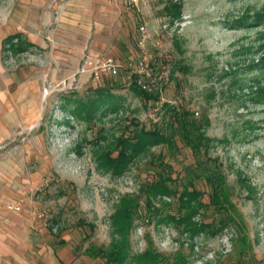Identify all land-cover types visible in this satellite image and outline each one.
<instances>
[{"label": "rangeland", "instance_id": "374dc122", "mask_svg": "<svg viewBox=\"0 0 264 264\" xmlns=\"http://www.w3.org/2000/svg\"><path fill=\"white\" fill-rule=\"evenodd\" d=\"M141 1L0 0V209L28 212L69 245L72 264H104L87 249L119 239L124 200L126 264L150 247L160 264H264V0ZM165 19L178 28L161 31ZM141 25L152 29L153 76L165 77L156 105L130 88ZM87 59H113L118 72L96 80ZM163 103L194 114L226 178L222 209L196 183L193 221L206 232L194 237L181 225L188 179L165 146L133 155L119 175L101 166L118 140L152 127ZM179 160L194 162L188 149ZM159 181L171 191L151 192Z\"/></svg>", "mask_w": 264, "mask_h": 264}, {"label": "trees", "instance_id": "16d2710c", "mask_svg": "<svg viewBox=\"0 0 264 264\" xmlns=\"http://www.w3.org/2000/svg\"><path fill=\"white\" fill-rule=\"evenodd\" d=\"M169 8V7H168ZM167 8V9H168ZM179 16V15H178ZM264 18V17H263ZM141 77L133 74L131 77L130 88L140 97L146 104L160 103L161 92L155 87L153 91L148 92L140 85ZM84 112V111H83ZM92 113V112H91ZM90 113V116H91ZM161 121L153 123L152 127H142L134 134L133 139L124 138L118 140L116 144L117 156L113 154L103 155L101 166L111 169L115 174H122L133 159V155L151 149L156 146L163 145L167 148L170 158L175 163L182 166L188 184L184 187L183 208L188 213L183 217L181 225L185 231L192 233V236L201 232H206V227L198 226L193 221L196 211L193 207L198 197L203 195L195 189V185L199 181H204L209 187V204L216 208H224V185L226 182L225 175L222 171V165L217 159H213L207 155L211 140L203 131L202 125L197 121L194 114L184 107H176L169 103H163L160 106ZM182 149L191 151L194 162L191 165H184L180 162ZM153 193H166L171 190L163 181L151 185ZM149 201V200H148ZM133 205L130 201L124 200L121 209L113 217V225L115 233L119 235L111 244L109 249L91 246L87 249V255L94 260L100 259L104 264H126L130 259L128 244V229H130L132 220L131 214ZM207 226V225H205ZM160 255L155 253L150 247L145 251L144 255L137 258L138 264H160ZM261 260H251L242 258L237 264H262ZM180 264H185L180 261Z\"/></svg>", "mask_w": 264, "mask_h": 264}, {"label": "crops", "instance_id": "0c3cea01", "mask_svg": "<svg viewBox=\"0 0 264 264\" xmlns=\"http://www.w3.org/2000/svg\"><path fill=\"white\" fill-rule=\"evenodd\" d=\"M19 217L0 209V264H72L68 244H56L28 212Z\"/></svg>", "mask_w": 264, "mask_h": 264}, {"label": "built area", "instance_id": "2783aa9c", "mask_svg": "<svg viewBox=\"0 0 264 264\" xmlns=\"http://www.w3.org/2000/svg\"><path fill=\"white\" fill-rule=\"evenodd\" d=\"M128 2L134 7H139L140 4L142 3L141 0H128ZM178 26H179L178 22L171 23L170 21H167L165 19L161 21L160 28L161 31L163 32H173L178 28ZM151 30L152 29L146 25H141L138 28V32L140 35L138 39V47L141 51V59L136 64L135 66L136 71H134V74H137L141 77L139 81V85L148 92L153 91L155 87L157 88L158 87L157 85L160 84L162 80L165 78L164 76H162L159 77L158 80L157 77L154 78L153 76V69L151 66V56L148 50L149 40L151 39V35H152ZM153 34L158 35V31L153 30ZM85 63H86V65L84 66L85 70L87 67L93 66V74L96 80H99L102 76H115L118 72L117 70L118 66L113 59H107L104 62H94L91 59H87ZM150 118L153 121V123H159L161 121L160 107L150 115ZM11 209L16 210L18 212L21 210V205L13 206L11 207Z\"/></svg>", "mask_w": 264, "mask_h": 264}]
</instances>
